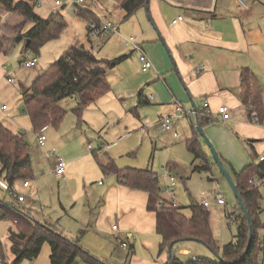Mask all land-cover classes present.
Masks as SVG:
<instances>
[{
  "label": "rangeland",
  "instance_id": "1",
  "mask_svg": "<svg viewBox=\"0 0 264 264\" xmlns=\"http://www.w3.org/2000/svg\"><path fill=\"white\" fill-rule=\"evenodd\" d=\"M55 1L39 0L36 11L46 18L51 12L60 11L67 26L57 38L47 41L39 52L27 49V38L12 43V39L20 36L32 22L29 21L23 28L21 15L5 12L0 20V35L10 46V50L0 54V122L15 120L19 124L20 133L24 132L32 156V175L27 179L30 185L24 186L25 179H18L14 187L7 188L3 186L7 182L0 178V199L24 209L36 220L52 224L57 231L62 230L73 240L80 238L82 245L106 264H143L135 258L137 256L147 259L146 264L160 261L166 263L168 252L166 249L159 252L161 237L156 229L148 235L142 234L148 238L138 243L133 250L127 233L112 228V224L119 223L118 220H110L103 232H98L95 221L100 215L104 188L112 177L117 178L113 173L106 174L100 162H108L112 158L120 169H153L159 175L161 196L169 199L171 197L167 185L170 184V177L165 167L172 166L176 180V187L172 191L175 204L189 215L190 205L206 197L210 201L208 211L219 246L232 241L237 231L236 220L232 216L235 217L238 211L233 189L214 157L209 160L211 169H195L196 164L199 165L202 160L187 149L184 140L189 132L183 125L180 124L184 137L180 139L173 138L167 130L158 129L160 114L156 105L139 103L138 93L141 89L135 92L134 86L145 73L130 59V55L123 62L114 63L109 70L111 91L79 112L77 96L63 97L59 100V105L65 111L61 125H49L38 131L32 128L26 113L22 87L30 86L37 76L75 42L91 44L87 38V21L76 13L79 5L66 0L57 5ZM113 18L110 20L118 26V17ZM116 34L117 31L104 40L91 37L93 51L98 57L114 61L115 56L124 54L115 55L121 50H128V53L125 52L127 54L139 51L126 44V37L115 39ZM34 57L37 58L36 65H25L26 60ZM4 64L7 67L5 71ZM129 73L132 74V81L122 82L121 74ZM8 76L14 78L13 83L7 82ZM143 88L142 99L149 95L150 87L145 85ZM3 103L9 107L7 110L1 108ZM176 118H173L174 122ZM186 127L190 129V126ZM40 134L47 137L44 145L38 142ZM53 150L54 154H51ZM58 156L66 160L62 178L55 171ZM218 191L226 201L223 205L216 201ZM17 195H23L26 200L19 201ZM10 226V219L0 220V239L7 249L8 262L13 260ZM123 242L127 244L126 248L122 246ZM177 247V256L183 263L189 262L193 255L218 260L213 250L197 240L182 241ZM183 248L188 249V252L183 251ZM50 252L49 243H45L38 258L33 261L24 260L22 264H48ZM78 264L86 263L79 260Z\"/></svg>",
  "mask_w": 264,
  "mask_h": 264
},
{
  "label": "crops",
  "instance_id": "2",
  "mask_svg": "<svg viewBox=\"0 0 264 264\" xmlns=\"http://www.w3.org/2000/svg\"><path fill=\"white\" fill-rule=\"evenodd\" d=\"M120 1L86 0L83 8L99 19L118 17V34L114 36L115 39H124L131 34L138 36L141 45L138 52L127 54L128 50H121L115 55L124 54L113 58L116 60L126 55L120 60L123 62L130 55V59L140 68L139 55L143 51L153 61L154 66L148 71H142L145 73L143 78L135 83V92L141 89L138 97L144 91L143 86L148 85L149 95L143 100L147 104L156 105L160 118L164 115L174 116L178 107L188 111L184 116L176 118L175 124L182 133L181 138L184 137L181 125L189 132L186 138L192 136L191 120L196 121V114L192 111L202 110L207 100L212 120L204 123L202 128L230 175L233 177V169L239 171L249 163H259L261 154H264V123H260L254 114L250 116L248 107L241 101L240 76L243 68L252 70L264 101V0H246V7L239 5L237 0H148L146 5L128 18H125ZM181 14L185 15V20L173 23V19ZM85 20L88 24L87 38L91 44H83L93 51L89 20ZM111 34L107 36L108 39ZM6 69L4 64V71ZM111 69L107 70V78ZM124 75L121 74L122 82L130 83L132 74ZM150 95L154 98H150ZM221 105L229 107L228 119L224 120L219 115ZM1 122L15 133H20L19 124L15 120ZM204 149L208 160L213 159L206 143ZM201 160L199 165L205 163ZM64 173L57 175L62 178ZM263 187L264 180L259 186L261 220L264 223ZM104 189L100 215L95 226L98 232H103L110 220H118L119 223L112 224L117 225V228H112L126 232L134 250L138 243L148 238L142 234L148 235L156 229V212L147 209L148 194L121 184L118 178L113 177ZM238 215L239 211L235 217L232 216L237 228ZM259 235L264 264V227L259 230ZM182 250L188 251L184 248ZM135 258L139 263H148L147 259ZM149 264L166 263L160 261Z\"/></svg>",
  "mask_w": 264,
  "mask_h": 264
},
{
  "label": "trees",
  "instance_id": "3",
  "mask_svg": "<svg viewBox=\"0 0 264 264\" xmlns=\"http://www.w3.org/2000/svg\"><path fill=\"white\" fill-rule=\"evenodd\" d=\"M39 0H0V20L2 14H18L23 17V28L30 21L33 24L22 31L20 36L12 39V43L27 38V49L39 52L49 40L57 38L67 26L62 12H54L43 17L36 11ZM148 0H121L120 7L125 11V18L134 14L137 9L146 5ZM76 13L87 19L98 21V17L86 8L78 7ZM1 29V26H0ZM10 50L5 39L0 35V54ZM97 57L95 53L81 42L72 44L55 62L37 76L22 92L32 128L43 130L49 125L60 126L65 118V111L59 100L66 96H77V111L98 100L101 95L111 91L112 86L106 76L107 70L115 62ZM240 99L248 107L249 114L256 115L260 123H264V101L258 80L251 69L241 70ZM143 93L139 94V103L144 102ZM196 118L201 126L212 120L211 115L197 113ZM192 136L185 139L187 149L197 158L205 161L195 167L196 170H209V160L204 149V139L198 131L196 121L191 120ZM106 174H115L121 184L130 188L145 191L148 194L147 209L156 212V231L161 236L159 252L167 250L166 264L183 263L177 256V245L182 241L193 239L204 243L221 259L208 260L200 257L208 264H262V244L259 230L264 227L261 220V192L252 182V178H264V160L249 163L241 170L233 169V180L241 196L243 205L250 216L253 236L249 249V224L237 199L239 225L234 239L219 246L214 237L207 209L196 202L190 205L191 214H185L180 206H158L161 197L159 175L150 168L127 167L120 169L110 158L108 162H100ZM32 175V156L29 143L22 133H15L0 122V178L8 188L14 187L18 179L27 180ZM18 197V196H17ZM10 219L9 228L11 252L13 260L7 261V249L0 239V264H22L24 260L33 261L39 257L45 243L51 247L48 264H78L81 260L86 264H106L86 249L80 238L73 240L57 231L52 224L36 220L29 212L0 199V220ZM221 248V252H220Z\"/></svg>",
  "mask_w": 264,
  "mask_h": 264
},
{
  "label": "built area",
  "instance_id": "4",
  "mask_svg": "<svg viewBox=\"0 0 264 264\" xmlns=\"http://www.w3.org/2000/svg\"><path fill=\"white\" fill-rule=\"evenodd\" d=\"M61 1L62 0H56L55 3L58 5V4L62 3ZM66 1H69V2L76 4V5H79L78 7H84V5L86 4V0H66ZM237 1H238L239 5H242L245 7L247 6L246 0H237ZM185 18H186L185 15L181 14V15H178L175 19H173L172 22L177 23L179 21L185 20ZM117 30H118V26L108 18L98 19V21H95V20L89 21L90 36L92 38H96L98 40H104L109 34L115 32ZM125 41H126V44L131 45L134 49H137V50L141 49V45H140V41L138 39V36L132 35V34L128 35V36H126ZM139 60L141 62L142 71H148L149 69H151L154 66L153 61L146 54V52L142 51L140 53ZM24 63L27 66H34L37 63V58L34 57L33 59L26 60ZM8 81L10 83H13L14 78L9 77ZM150 98L153 99L154 96L150 95ZM203 106L204 107L202 110L195 109L192 112H194L195 114L202 113V114L211 115V109L209 107L210 105H209V102L207 100L204 101ZM1 107L6 108L7 105L2 104ZM187 112L188 111H186L184 108L178 107L176 110V114L174 116L173 115H166V116H163L162 118H160L159 123H158V129H163V130L169 131L170 133L173 134L174 138H181L182 133L180 132L179 127L175 124L173 118L182 117ZM218 112H219V115L221 116V118L224 120L228 119L230 117L229 107L227 105H221L218 109ZM46 139H47V137L45 134H40V136L38 137L39 144L44 145ZM50 153L54 154V150L50 151ZM260 159L264 160V154H261ZM65 164H66V160L63 157L58 156L56 158V164H55L56 173L63 174L65 171ZM165 172L170 177V184L167 187V191L169 192V195L172 199L171 198L170 199L165 198V197L161 196L157 201V205L159 207L164 206V205L177 206L174 202L173 193H172V191L176 187V180L172 174V166H166ZM263 180H264V178H252L251 182L256 187H259L261 185V183L263 182ZM28 184H29V180H25L24 186H27ZM3 186L8 188V184L5 185L3 183ZM17 196H18L19 201L25 200V197L23 195H17ZM216 201L219 204H225L226 203L225 199L222 196V193L219 191L216 193ZM199 203L202 207H204L205 209L208 210V208L210 206V201L206 197H203ZM113 227L117 228V225H114ZM122 246H124L126 248L127 244L125 242H123ZM186 252H188V251H186ZM189 262H190V264H208L204 260H202L200 257L194 256V255L192 256V258Z\"/></svg>",
  "mask_w": 264,
  "mask_h": 264
},
{
  "label": "water",
  "instance_id": "5",
  "mask_svg": "<svg viewBox=\"0 0 264 264\" xmlns=\"http://www.w3.org/2000/svg\"><path fill=\"white\" fill-rule=\"evenodd\" d=\"M196 125H197V128H198V131L199 133L201 134V136L203 137L204 141L206 142L207 146L210 148L221 172L223 173V175L225 176V178L227 179V181L229 182L231 188L233 189L234 193H235V196L236 198L238 199L239 203H240V206L242 208V210L244 211L245 213V216L248 220V224H249V239H248V245H247V249L246 251L249 249L250 247V244H251V241H252V236H253V227H252V223H251V219H250V216L249 214L247 213L244 205H243V202H242V199H241V196L237 190V187H236V184L232 178V176L230 175V173L227 171V169L224 167L222 161L220 160L219 158V155L217 153V150L215 149L213 143L211 142L210 138L205 134V132L203 131V128L200 124V121L198 120V118H196ZM218 259H221L222 260V257L221 256H218Z\"/></svg>",
  "mask_w": 264,
  "mask_h": 264
}]
</instances>
